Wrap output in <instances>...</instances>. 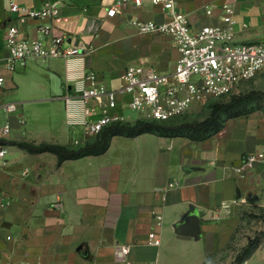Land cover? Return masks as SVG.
<instances>
[{
    "label": "crops",
    "instance_id": "obj_1",
    "mask_svg": "<svg viewBox=\"0 0 264 264\" xmlns=\"http://www.w3.org/2000/svg\"><path fill=\"white\" fill-rule=\"evenodd\" d=\"M11 1L0 0V107L8 99L49 105L47 113H9V136L0 128V144L8 150L0 165V264H206L228 256L238 222L234 208L251 197L264 204V169L257 166L244 177L235 170L264 142V118L257 113L228 117L203 139L116 134L105 152L61 163L54 152H29L17 142L73 146L75 139L84 144L97 134H86L67 120L65 96L74 93L75 82L67 80L66 59H35L14 71L7 68L6 26L17 24L23 35L35 37L39 23L19 19ZM17 1L34 9L45 2ZM114 2L63 0L56 29L81 46L85 58L77 64L111 88L121 84L122 73L134 62L171 73L179 57L172 37L139 33L129 23L132 16L163 21L167 13L160 6L127 4L111 17L107 10ZM177 3L192 29L221 23L225 5L231 4L237 40H264V0ZM229 202L233 209L227 213ZM193 213L201 232H180L179 224ZM153 230L160 235L159 245L148 242ZM127 246L130 251L124 253Z\"/></svg>",
    "mask_w": 264,
    "mask_h": 264
},
{
    "label": "built area",
    "instance_id": "obj_2",
    "mask_svg": "<svg viewBox=\"0 0 264 264\" xmlns=\"http://www.w3.org/2000/svg\"><path fill=\"white\" fill-rule=\"evenodd\" d=\"M62 2L45 0L40 8L34 9L12 0L10 8L18 13L19 19L39 20L38 35L25 36L17 24L9 23L3 38L8 50L4 58L11 71L18 64L27 65L30 60L66 59L67 80L75 82L71 87L74 93L65 96L67 120L72 125H81L86 134L96 135L112 123L177 118L197 103L239 93L245 81L264 74V40H237L236 9L231 4L225 5L221 23L192 29L187 14L178 10L177 0H115L107 10L108 16L117 15L127 4L160 6L167 13V19L156 21L132 16L129 23L139 33L170 35L179 57L171 73L161 72L144 61L131 63L121 75V84L111 88L101 82L94 71H86L84 64H77L85 58L81 46L70 35L57 31ZM3 81L4 76H0V85ZM4 107L8 112H14L19 109V103L11 101ZM128 109L135 116L128 114ZM25 119L21 114L20 121L24 123ZM11 130V124L6 123L1 127V134L9 136ZM74 142L78 145L81 139ZM7 152V147L0 144V165L6 161ZM257 166L264 169V142L255 152L246 153L235 170L244 177ZM232 206L231 202L224 204L227 213L232 211ZM156 217L160 224L162 216ZM148 242L152 245L161 243L156 230L149 233ZM130 248L125 247L123 252L128 253Z\"/></svg>",
    "mask_w": 264,
    "mask_h": 264
},
{
    "label": "rangeland",
    "instance_id": "obj_3",
    "mask_svg": "<svg viewBox=\"0 0 264 264\" xmlns=\"http://www.w3.org/2000/svg\"><path fill=\"white\" fill-rule=\"evenodd\" d=\"M257 92L250 99L243 102L240 110L245 113H257L264 118V74L245 81L239 93L211 98L205 102L197 103L184 113L183 115L168 120L172 124L181 122L202 121L211 113V105L213 102H227L233 96L249 94ZM21 101L16 99H8L6 102ZM19 103V109L14 112H8L5 107H0V128L8 122L9 113H47V103ZM6 104V103H5ZM58 113L61 111L58 104ZM23 111V112H22ZM128 114H135L127 110ZM223 113V117L226 116ZM235 210V211H234ZM232 212H236L238 217L237 227L233 240L227 247L228 256L219 260L208 261L206 264H264V204L260 205L255 202L254 198H249L242 205L236 206Z\"/></svg>",
    "mask_w": 264,
    "mask_h": 264
},
{
    "label": "trees",
    "instance_id": "obj_4",
    "mask_svg": "<svg viewBox=\"0 0 264 264\" xmlns=\"http://www.w3.org/2000/svg\"><path fill=\"white\" fill-rule=\"evenodd\" d=\"M256 93L251 92L249 94L233 96L227 102H213L210 115L202 121L172 124L167 121L138 119L134 122L107 125L92 139L80 145L69 146L49 142L36 144L27 141L17 142V144L33 153L42 151L54 152L58 155L59 163H61L68 158H79L88 154H101L105 152L110 145L112 136L116 134L135 136L144 132H151L165 135H185L193 139H203L209 134L220 130L228 117L245 113L240 110V106ZM223 113L227 115L223 117Z\"/></svg>",
    "mask_w": 264,
    "mask_h": 264
},
{
    "label": "water",
    "instance_id": "obj_5",
    "mask_svg": "<svg viewBox=\"0 0 264 264\" xmlns=\"http://www.w3.org/2000/svg\"><path fill=\"white\" fill-rule=\"evenodd\" d=\"M178 230L183 233L197 234L201 232L200 219L197 214H190L183 223L179 224Z\"/></svg>",
    "mask_w": 264,
    "mask_h": 264
}]
</instances>
